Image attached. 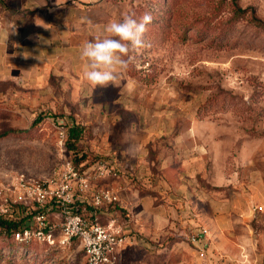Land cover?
<instances>
[{"label": "rangeland", "instance_id": "374dc122", "mask_svg": "<svg viewBox=\"0 0 264 264\" xmlns=\"http://www.w3.org/2000/svg\"><path fill=\"white\" fill-rule=\"evenodd\" d=\"M72 6L80 18V39L86 38L82 37L85 24L97 30L109 20L128 15L140 22L150 14L152 20L144 34L148 46L134 54L115 86L95 90L85 81L84 72L78 74L85 71L84 62L70 63L63 55L64 42L48 35L44 52L30 54L29 68L15 70L17 76L12 77L1 70L0 214L16 218L20 213L26 216L39 211L26 187L36 182L55 189L66 180L70 188L65 197L71 200L77 195L79 199L45 203L41 218L36 211L23 224V229L32 232L27 240L12 238L0 228V264H85L80 241L65 240L62 231L65 211L79 208L90 220L94 209L92 195L81 190L70 167L82 174L87 164L109 159L131 169L114 154L118 152L115 144L121 143L117 139L130 134V122L135 124L129 127L138 136L135 147L139 155L158 157L174 148L178 153L198 152L204 134L206 140L214 134L222 136L223 148L210 153L207 141L206 153L222 161L223 172L210 167L209 159L206 173H182L184 187L191 191L198 189L197 182L207 189L225 187L226 179L236 171L237 180L252 170L264 174V0H46L44 8L48 12L56 8L55 20L62 21ZM89 19L95 29L86 23ZM94 105L100 108L94 109ZM111 117L117 122H110ZM73 121L86 126V137L77 146L82 149L79 154L66 146L67 126ZM178 138L185 148L173 146ZM231 142L235 144L232 150ZM247 143L255 151L246 170L247 165H237L235 157ZM101 147L110 150L105 153L108 157L95 159ZM226 161L233 166H226ZM231 166L233 170H229ZM125 174L126 169L109 179ZM156 175L144 174L140 181L146 180L145 186L153 190ZM160 175L169 182L174 174ZM103 179L98 180V187H107ZM218 180L222 185L213 184ZM116 203L97 207L96 215ZM250 218L257 242L253 248H242L228 264H264V211H255ZM46 225L50 235L47 231L38 235L36 231ZM137 238L138 243L119 248L117 264L203 262L188 235L173 231L158 239Z\"/></svg>", "mask_w": 264, "mask_h": 264}, {"label": "crops", "instance_id": "0c3cea01", "mask_svg": "<svg viewBox=\"0 0 264 264\" xmlns=\"http://www.w3.org/2000/svg\"><path fill=\"white\" fill-rule=\"evenodd\" d=\"M45 4L46 0H0V73L1 70H7V76L12 77L17 76L15 70L29 68L32 61L30 54L43 51L47 35L51 40H58V43L64 42L66 51L62 54L68 56L66 60L70 63L83 62L80 58L82 44L94 37L101 28L96 30L90 19L85 20L86 23L93 25L96 32L85 24L86 32L82 37L86 38L80 39L78 30L80 18L76 14V8L73 6L67 8L62 21L60 19L58 21L54 17L56 8L48 12L44 8ZM51 42L53 41H50V44ZM83 72L79 71L78 74ZM99 108L100 106L94 105V109ZM116 119L111 117L109 120L117 122ZM132 125L135 124L130 122L127 125L130 134H123L117 139V142L121 143L115 144L118 152L114 153L123 164H126L125 166L130 165L131 169L125 167L124 170L126 169L128 174L120 178L107 177L102 180L104 186L112 188L118 194L119 202L101 208L99 212L101 222L107 224L114 218L116 225L145 240L158 239L173 231L188 235L201 231L202 226L206 227L209 253L206 257H201L202 264H228L227 261L237 257L242 248L246 250L248 245L253 248L257 238L250 227V217L255 211H264V174L252 170L251 173L243 174L241 180H237L239 176L236 171V174L226 179L223 184L225 187L207 189L197 182L195 184L198 185V189L191 191L184 187L185 178L182 173L202 171L206 173L209 159L212 160L210 167L212 165L215 171L223 172L222 161L218 162L219 158L215 155L208 156L206 153L207 141L210 143L208 146L210 153L216 154L223 148L222 136L214 134L213 139L206 140L204 134L198 152L182 150L183 152L178 153V149L174 148L168 155L153 157L138 154L135 147L138 136L132 135V127H129ZM234 145L230 143V150ZM173 146L185 148L183 140L179 138L173 141ZM250 148L252 151L249 152ZM105 149L106 147L98 148L97 153L101 154L95 155L107 158L105 153L110 150ZM253 151L254 145L247 143L246 148L244 147L235 157L237 165L246 164V170L250 168L248 165L251 164ZM197 165L198 169L195 168ZM228 165L233 166V163L228 164L226 161V166ZM232 166L229 170H233ZM172 171L174 175L172 180L168 179L169 182L160 177V174ZM150 172L157 174L153 177L155 180L153 190L145 186L146 180L140 181L144 174ZM218 181L213 184L222 185V181ZM259 206L262 209H259ZM138 242L139 239L134 243ZM211 247L216 249L222 259L211 253Z\"/></svg>", "mask_w": 264, "mask_h": 264}, {"label": "built area", "instance_id": "2783aa9c", "mask_svg": "<svg viewBox=\"0 0 264 264\" xmlns=\"http://www.w3.org/2000/svg\"><path fill=\"white\" fill-rule=\"evenodd\" d=\"M68 165H71V163L68 162ZM87 166L82 174H78L73 166L70 169L72 175L77 177L81 190L90 192L92 195L93 216L90 220H87L80 214L79 208L76 212L65 211L66 216L62 226L63 235L65 240L77 238L80 241L85 253V264H117L119 248L127 243L135 242L138 238L135 234L126 232L122 227L116 225L114 218L107 224L99 220L96 215V208L119 202V196L110 187H98L97 182L101 178L120 176L124 173V168L109 159H98L91 166ZM26 187L31 194V198L40 208L36 213L38 219L44 215L42 206L47 202L64 203V201L74 202V199H79L77 195L73 196L71 200L65 197L70 188V184L66 180H62L55 189L44 182H36ZM258 208L262 209L261 206ZM49 230V225L41 226L36 233L43 235L47 231L46 233L50 235ZM31 235L32 232L28 228L14 233L17 240H27ZM188 236L198 254L203 258L206 257L209 253L208 229L202 227L201 231L192 232Z\"/></svg>", "mask_w": 264, "mask_h": 264}, {"label": "clouds", "instance_id": "9594fccd", "mask_svg": "<svg viewBox=\"0 0 264 264\" xmlns=\"http://www.w3.org/2000/svg\"><path fill=\"white\" fill-rule=\"evenodd\" d=\"M151 20L150 14H145L140 22L128 15L109 20L93 39L82 44L83 76L93 90L116 85L133 62L134 54L148 46L144 34Z\"/></svg>", "mask_w": 264, "mask_h": 264}, {"label": "trees", "instance_id": "16d2710c", "mask_svg": "<svg viewBox=\"0 0 264 264\" xmlns=\"http://www.w3.org/2000/svg\"><path fill=\"white\" fill-rule=\"evenodd\" d=\"M86 126L84 124L77 123L75 121L71 122L67 126V139H66V146L68 150H73L79 154L82 149H78L77 146L80 142L84 141L86 134ZM95 159L100 157L94 154ZM87 158V157H86ZM88 159V158H87ZM88 165V164H87ZM86 165V166H87ZM37 210L33 212L31 215H20L16 218L12 216H8L7 214H0V228L6 231L7 234H10L12 238H14V233L16 231L22 230L23 224L33 215L36 213ZM19 212V211H18ZM47 230V228H46Z\"/></svg>", "mask_w": 264, "mask_h": 264}]
</instances>
